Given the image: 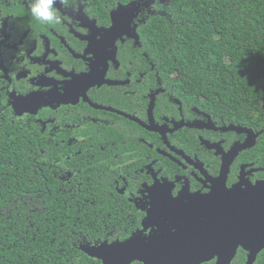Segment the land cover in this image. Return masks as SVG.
Segmentation results:
<instances>
[{"label": "flooded vegetation", "instance_id": "obj_1", "mask_svg": "<svg viewBox=\"0 0 264 264\" xmlns=\"http://www.w3.org/2000/svg\"><path fill=\"white\" fill-rule=\"evenodd\" d=\"M152 1L72 0L56 5L61 24L44 25L27 0H0L1 112L31 121L46 139L38 150L47 157L34 160L48 161L58 185L51 193L77 197L84 216H100L106 238L91 244L184 225L167 218L175 212L168 201L208 196L193 212L199 226L207 216L213 225L204 237L234 248L228 264H264V211L249 214L250 197L225 195L264 189V125L232 119L177 82L178 69L152 47ZM216 214L221 229L230 227L225 246L212 236Z\"/></svg>", "mask_w": 264, "mask_h": 264}, {"label": "trees", "instance_id": "obj_2", "mask_svg": "<svg viewBox=\"0 0 264 264\" xmlns=\"http://www.w3.org/2000/svg\"><path fill=\"white\" fill-rule=\"evenodd\" d=\"M152 4V47L167 69H178L177 82L232 119L264 125V0ZM1 109L0 264H101L82 246L106 238L97 231L102 219L84 216L77 197L51 193L58 185L48 180V161L34 160L46 156L38 150L46 139Z\"/></svg>", "mask_w": 264, "mask_h": 264}, {"label": "water", "instance_id": "obj_3", "mask_svg": "<svg viewBox=\"0 0 264 264\" xmlns=\"http://www.w3.org/2000/svg\"><path fill=\"white\" fill-rule=\"evenodd\" d=\"M18 100H15L13 104L16 110H18L17 105L21 102ZM30 102L32 101L28 102L29 105ZM18 114H21V111ZM256 191L257 189L251 193H243L232 190L225 195H229L231 199L233 198L236 201L246 199L245 196L250 197L247 203L252 205L245 206L242 209L251 214L264 211V189ZM215 194L220 195V192L217 191ZM235 196L237 197L236 199ZM209 198L210 200L213 199ZM181 200H178L179 202L169 200L165 210L175 211L174 213H169L167 218L176 219L180 223L186 220L184 225L173 224L171 228L153 233L146 238L133 235L125 241L103 242L99 245L82 246V248L90 256L100 259L102 264H129L134 260L141 261L143 264H198L215 255L218 256L217 264H228L235 253L234 248L228 246V249H220L217 245L214 246L213 242L204 237L208 235V228L213 226L208 224V216L206 215L207 217L205 218L207 223L199 226L196 223L198 217L193 213L194 210L197 211L194 204L198 201H208V196L204 198L194 197L192 200L189 198V201L184 204ZM190 202V205H185ZM217 203H221V201ZM180 205L183 206L180 207ZM180 212H188L189 214L181 215ZM221 219H223L221 215L218 216L216 214L213 216V221L216 222L212 236L215 237L216 243L220 242L225 246L224 243L227 244V241L224 239V242L223 238L228 236L230 227L229 225L226 226L227 231H224V228L221 229L217 223ZM202 229L206 230L201 232ZM257 250L253 252L255 253Z\"/></svg>", "mask_w": 264, "mask_h": 264}, {"label": "clouds", "instance_id": "obj_4", "mask_svg": "<svg viewBox=\"0 0 264 264\" xmlns=\"http://www.w3.org/2000/svg\"><path fill=\"white\" fill-rule=\"evenodd\" d=\"M57 4L67 9L72 7V0H27V11L41 24L59 25L63 18L56 8Z\"/></svg>", "mask_w": 264, "mask_h": 264}, {"label": "rangeland", "instance_id": "obj_5", "mask_svg": "<svg viewBox=\"0 0 264 264\" xmlns=\"http://www.w3.org/2000/svg\"><path fill=\"white\" fill-rule=\"evenodd\" d=\"M161 3L166 4L167 0H160Z\"/></svg>", "mask_w": 264, "mask_h": 264}]
</instances>
